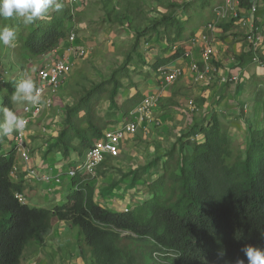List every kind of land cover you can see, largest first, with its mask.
Masks as SVG:
<instances>
[{"label": "trees", "instance_id": "1", "mask_svg": "<svg viewBox=\"0 0 264 264\" xmlns=\"http://www.w3.org/2000/svg\"><path fill=\"white\" fill-rule=\"evenodd\" d=\"M146 1H103L102 22L115 33H132L133 42L124 60L106 79L83 88L75 102L64 105L61 128L57 136L51 135L45 155L59 153L67 160L72 154L82 157L117 120L98 113L102 98L108 100L109 109L119 108L122 117H129L137 104L135 98L127 100L125 107H118L116 98L123 87L122 80L129 77L133 60L146 62L139 50L142 39L161 46L163 54L150 65L159 72L160 67L184 54L189 46L183 42L186 30H191V36L201 31L220 3L152 0L164 11L157 16L143 15L140 21L138 15ZM61 3L62 10L52 11L32 24L18 16L0 17V28L15 31L16 53L24 61L51 53L73 29V10L64 0ZM233 27L232 23L218 25L222 32ZM4 49L0 43V61ZM258 54L264 62V50ZM234 57L243 68L251 63L252 51L246 47ZM19 80L2 81L0 74V107L15 112L10 96ZM245 103H240L241 113ZM260 113L256 125L245 123L246 135L240 143L229 135L230 121L222 120L220 112L212 108L180 133L164 156L130 168L99 190V195L105 197L116 194L124 179L127 183L123 187L127 189L145 184L146 196L130 204L127 211L101 204L90 176L80 173L71 179L70 190L60 204L30 206L25 172L16 180L10 178L16 150L12 145L6 152V137L0 136V264H20L30 243L43 244L53 232L54 220L79 229L83 237L81 254L88 256L89 264H237L241 259L247 264L242 248L251 245L264 249V239L260 237L264 232V99ZM106 161L101 166L105 170ZM153 174L157 177L149 179ZM18 192L23 193L25 201L15 196Z\"/></svg>", "mask_w": 264, "mask_h": 264}, {"label": "rangeland", "instance_id": "2", "mask_svg": "<svg viewBox=\"0 0 264 264\" xmlns=\"http://www.w3.org/2000/svg\"><path fill=\"white\" fill-rule=\"evenodd\" d=\"M64 1L67 6H70L68 0ZM103 1L105 0H81L75 5L70 25L76 31L77 41L87 47L88 53L84 58L78 59L74 63L71 73L67 75L66 81H64L61 89L54 97L52 108L46 110L29 127L28 140L32 145V158L37 159V156L41 155L45 164H54L55 168L49 167L47 170L50 176L66 173L71 166L69 160H64L59 153L45 155L46 144L51 140V135L52 137L57 136L61 128L60 122L64 105H70L75 102L76 97L83 91V88H88L92 83L106 79L112 70L117 68L124 60L125 54L129 51L133 42L132 33L127 31L115 33L112 28L109 29L107 23L102 22L105 11ZM143 8L144 10L138 15L140 21L143 15L146 17L157 16L158 13L164 11L162 7L156 5L152 0H147ZM151 8H154V10H151ZM52 11L50 10L49 13ZM190 34L191 30H186L183 39L185 44H190ZM216 35V44L219 50L218 56L220 57V61H216V66L220 67L222 60L227 62L232 56H237L240 49L246 46V43L240 29L236 26L226 33H221L219 28ZM4 46L5 49L0 61L2 81L9 78L22 79L25 77H31L34 80L37 69L44 58H52V55H43L37 59L24 61L16 53V44L14 47ZM197 47L198 45L193 48V58H180L168 66L170 68H189L192 59H199ZM161 49V46L156 41L147 42L142 39L139 50L146 62L140 63L137 59H134L129 77L122 80L123 87L116 98L118 107L124 106L130 98H135V102L138 103L145 95L155 93L159 98L155 108V115L160 120V125L158 127L148 125V128L145 129L140 127L133 136L126 139L124 147L120 150V155L116 159L109 158L106 161L107 170L101 165L99 166L100 168L98 167L95 176H90V184L95 188L96 199L104 206L109 203L110 206L119 208V205L122 206L124 203L135 205V203L141 201L146 196L147 188L145 184L136 185L133 189H127L123 187L127 183V179H124L123 183L119 185L118 191L116 190L115 192L116 194L109 195L110 197H101L99 190L117 180L130 168L143 166L157 156H164V153L170 148L179 134L188 130L193 123L202 117L203 111L201 108H205V104L209 101H211V108L220 112L222 120L230 121L229 135L233 140L240 143L244 141L246 135L247 126L245 123L249 122L256 125V122L261 119L260 112L262 111V100L264 99L263 68L258 67L254 63L245 65L242 68L240 82L236 85L225 83L223 86L224 94H222L224 97L222 98L220 94H217V87L221 85L220 79L218 80L219 82L214 81V77L212 78L213 81L208 84L207 80L196 82L191 78L192 75L186 76L183 70V74L173 83L167 84L163 82L162 75L158 71L152 70L150 66L163 54ZM167 52L169 53V50ZM203 90L205 91L202 92ZM190 99H193L199 110L191 112V107L188 104ZM242 101L247 102L245 103L246 110L243 113L239 111ZM21 104L13 102L15 109L18 110ZM231 109L234 111L233 115H230ZM97 111L102 116L108 117V119H117L111 125L112 128L122 126L128 118V116L122 117L119 108L109 109L106 98L100 100L97 105ZM43 127H46L47 133L42 131ZM13 135L14 133L10 136H5L3 149L6 152L12 148ZM72 160L73 158L71 157V162ZM18 162L21 163L19 155H17V165ZM20 166L22 170H25V165L21 163V165L19 164ZM44 169H47V167H44ZM103 171L106 173L104 174ZM63 177L65 180L62 184L51 185L47 183V190L42 189V183L39 180L28 181L26 177L25 185H29L28 193L31 187H36L37 190L35 193L28 194L29 205L46 207L60 204L71 187L67 174ZM155 177L157 175L153 174L149 179H154ZM10 178L12 180L18 178L17 168L11 171ZM119 191H121V194L118 193ZM38 193H47L46 200L35 201L33 196H38ZM53 225V232L46 237L43 244L32 242L28 245L20 264H89L88 256L81 254L80 245L83 244V237L79 229L71 227L64 222L58 223L56 220L53 221Z\"/></svg>", "mask_w": 264, "mask_h": 264}, {"label": "built area", "instance_id": "3", "mask_svg": "<svg viewBox=\"0 0 264 264\" xmlns=\"http://www.w3.org/2000/svg\"><path fill=\"white\" fill-rule=\"evenodd\" d=\"M80 1L68 0L72 10ZM245 4L247 5L245 6ZM220 23H232L234 27L240 29L246 47L252 51L251 63L264 69V62L258 54L260 50H264V0H220V3L214 8L213 18L206 23L201 31L190 37V44L181 56V58H193V48L198 45L199 59H192L189 65V71L193 73V80L196 82L207 80L208 84L210 79L218 75L222 84L236 85L240 82L242 67L234 56L228 60L227 68L220 69L216 66V61H219L216 34L219 31ZM53 51L56 56L51 59L44 58L33 80L36 87L41 90V104L22 103L19 110L15 109V113L27 122L22 132H14L12 145L19 155L21 163L26 166L25 177L28 181L48 182L47 173L41 172L40 167L33 164L31 143L28 140L30 124L46 110L52 108L54 97L66 81L67 75L71 73L74 63L78 59L84 58L88 53L87 47L77 42L74 28L68 33L64 43ZM183 72L181 67L163 66L159 68L163 82L167 84L173 83ZM158 99V95L155 93L145 95L130 111L129 118L122 126L105 130L101 139L93 141L83 161L77 163L78 167L96 173L97 166L106 161V156L116 158L120 155V145L133 136L140 127L145 128L147 125L158 127L160 120L155 115ZM188 104L192 111L196 110L193 99L188 100ZM42 131L47 133L46 127H43ZM14 166L18 169L17 164ZM16 197L22 202L26 200L23 193L20 192L18 195L16 194Z\"/></svg>", "mask_w": 264, "mask_h": 264}, {"label": "clouds", "instance_id": "4", "mask_svg": "<svg viewBox=\"0 0 264 264\" xmlns=\"http://www.w3.org/2000/svg\"><path fill=\"white\" fill-rule=\"evenodd\" d=\"M62 8L61 0H0V17L11 18L18 16L22 17L26 24H32L48 15L50 10L60 11ZM15 41L16 33L12 28H0V43L14 47ZM10 101L39 105L42 102L41 90L36 87L31 77L22 78L17 82L10 96ZM0 113H2V118H0V136H10L14 132L19 133L25 129L26 120L11 109L0 107ZM75 159L73 158L74 163L81 162V160L77 161ZM23 171L26 173V168ZM40 171L47 173V170H43L41 167ZM40 182L47 187V182ZM260 237L264 239V232L260 234ZM242 251L245 254L247 264H264V249L249 245L242 248ZM223 256V252L219 253L221 259ZM237 264H245V260H238Z\"/></svg>", "mask_w": 264, "mask_h": 264}, {"label": "crops", "instance_id": "5", "mask_svg": "<svg viewBox=\"0 0 264 264\" xmlns=\"http://www.w3.org/2000/svg\"><path fill=\"white\" fill-rule=\"evenodd\" d=\"M246 49V46L244 47V48H242V49H240V51H239V54L243 51V50H245ZM58 54V53H57ZM47 55H52V57H54V56H56V53H54V51H52L51 53H49V54H47ZM218 59H219V61H220V57H218ZM229 60V59H228ZM228 60H227V62L225 61V60H222L221 61V64H220V69H224V68H227L226 67V64L228 63ZM219 61H217V62H219ZM183 68V67H182ZM183 70L185 71V75L186 76H191L192 75V77L191 78H193V73H191L190 71H189V68L187 67V68H183ZM213 80L214 81H218L219 80V78H218V75L216 76V77H214L213 78ZM212 79H210L209 80V83L210 82H212L213 81ZM219 82V81H218ZM225 84H222L221 83V85H220V87H217V94H220V96H222V98L224 97V95H222V94H224V91H223V86H224ZM232 85V84H231ZM205 86V85H204ZM160 88V87H159ZM204 89H206V88H204ZM205 90H203L202 92H204ZM237 91V90H236ZM211 93V92H210ZM214 94V93H213ZM234 104V103H233ZM195 105V108H196V111L197 110H199V107H197L196 106V104H194ZM234 106H235V104H234ZM212 107V105H211V101H209L208 103H206L205 104V108H201V110L203 111V114L206 112H209V110L210 109H212L211 108ZM216 110V109H215ZM159 112H160V110H159ZM191 112H193L192 110H191ZM161 113V112H160ZM202 114V115H203ZM230 114V113H229ZM228 114V115H229ZM234 114V111H233V109H231V114L230 115H233ZM201 119V118H200ZM200 119H198V121L200 120ZM141 128H143V127H141ZM145 128H148V125L145 127ZM145 128H143V129H145ZM31 147H32V145H31ZM44 149V148H43ZM83 157L84 156H82V157H78L76 154H72V158H76L77 159V161H79V160H81L82 161V159H83ZM34 159V158H33ZM75 159V160H76ZM43 162H44V164H45V161L43 160V157L41 158V155H39V156H37V159H34L33 160V163L34 164H36V165H38L39 167H42V169L43 170H48V168L49 167H52V168H55V166H54V164H43ZM19 164L21 165V163H19L18 162V177H19V175H20V173H23V170H22V167L20 166L19 167ZM44 167H47V169H44ZM20 168H21V171H20ZM25 169V168H24ZM64 182V181H63ZM41 184V183H40ZM39 184V185H40ZM57 185H59V184H57ZM41 186H42V189L43 190H47V187L45 186V185H43V184H41ZM38 187V186H37ZM27 190V189H26ZM35 193V192H37V190H36V187L33 189V190H31L29 193L31 194V193ZM38 196H33V198H34V200L36 201V200H38V201H43V200H46V197H47V193H44V194H42V193H38L37 194ZM113 195V194H112ZM106 197H108V196H106ZM110 197V196H109ZM100 202V201H99ZM39 203V202H38ZM130 204L131 203H124L122 206L121 205H119V208H117V207H114V206H110L109 205V203H106V205L107 206H110V208L111 209H114V210H122L125 206H130ZM58 223H60L59 221H57ZM54 226V225H53Z\"/></svg>", "mask_w": 264, "mask_h": 264}, {"label": "bare ground", "instance_id": "6", "mask_svg": "<svg viewBox=\"0 0 264 264\" xmlns=\"http://www.w3.org/2000/svg\"><path fill=\"white\" fill-rule=\"evenodd\" d=\"M53 104V103H52ZM196 109V108H195ZM244 109L246 110V105H245V107H244ZM196 111V110H195ZM129 118V117H128ZM112 128V127H111ZM107 129H110V128H107ZM106 129V130H107ZM103 137V136H102ZM101 137V138H102ZM100 138V139H101ZM99 140V139H98ZM94 141H96V140H94ZM124 147V144H121L120 145V148H119V154H120V150L122 149ZM90 150V148L83 154V156H86L87 155V153H88V151ZM117 158V157H116ZM64 160H67V159H65L64 158ZM105 160H108V156H106L105 157ZM70 163H72L71 162V159L69 160V164ZM71 165V164H70ZM102 164H99L97 167H99V166H101ZM16 169V167L14 166L13 167V170L12 171H14ZM97 170H98V168L96 169V173H97ZM78 173H80V174H82V175H84V174H88L89 176H91V177H94L95 176V174L96 173H93V172H91V171H89V170H87V169H85V168H80V167H78V164H76V163H74V165H73V167L72 166H70L69 168H68V170H67V172L66 173H58L57 175H55V176H50L48 173H47V183H49V184H51V185H57V184H62L63 183V181L65 180L64 179V175L65 174H67V176H68V178H69V180L71 181V179L76 175V174H78ZM64 174V175H63ZM90 177V178H91ZM69 181V182H70ZM17 195H18V193H16ZM16 194H15V196H16ZM129 206H125L124 207V211H127L129 208H128Z\"/></svg>", "mask_w": 264, "mask_h": 264}]
</instances>
